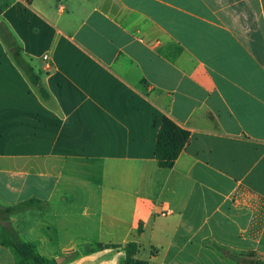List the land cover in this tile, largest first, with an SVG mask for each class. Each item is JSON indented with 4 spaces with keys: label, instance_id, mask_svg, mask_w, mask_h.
I'll list each match as a JSON object with an SVG mask.
<instances>
[{
    "label": "crops",
    "instance_id": "0c3cea01",
    "mask_svg": "<svg viewBox=\"0 0 264 264\" xmlns=\"http://www.w3.org/2000/svg\"><path fill=\"white\" fill-rule=\"evenodd\" d=\"M0 18L38 79L0 37V206L33 202L8 222L47 264H126L131 242L147 264L264 257V0H0ZM164 116L191 135L171 169Z\"/></svg>",
    "mask_w": 264,
    "mask_h": 264
},
{
    "label": "trees",
    "instance_id": "16d2710c",
    "mask_svg": "<svg viewBox=\"0 0 264 264\" xmlns=\"http://www.w3.org/2000/svg\"><path fill=\"white\" fill-rule=\"evenodd\" d=\"M0 37L9 49L16 65L21 68L31 78L34 83L38 82L34 68L25 60L22 48L18 43L9 26L0 18ZM190 132L181 127L173 119L164 116L161 120L157 134L155 155L161 168L171 169L175 162L190 141ZM32 201H28L15 206L2 208L0 206V225L1 222L10 221V217L25 209H30ZM1 227V244L13 248L16 255L20 258V264H47L34 249V247L23 241L13 228ZM99 247H104L102 244ZM218 253L234 264H263L264 257L256 252L235 253L220 246H213ZM126 264H147L137 258L140 245L131 242L126 248Z\"/></svg>",
    "mask_w": 264,
    "mask_h": 264
},
{
    "label": "water",
    "instance_id": "95a60500",
    "mask_svg": "<svg viewBox=\"0 0 264 264\" xmlns=\"http://www.w3.org/2000/svg\"><path fill=\"white\" fill-rule=\"evenodd\" d=\"M1 226H3V227H8V228H11V227H12L11 223L8 222V221H6V222H2V223H1ZM263 264H264V263H263Z\"/></svg>",
    "mask_w": 264,
    "mask_h": 264
},
{
    "label": "built area",
    "instance_id": "2783aa9c",
    "mask_svg": "<svg viewBox=\"0 0 264 264\" xmlns=\"http://www.w3.org/2000/svg\"><path fill=\"white\" fill-rule=\"evenodd\" d=\"M43 58H44L45 61H49V56L48 55H45Z\"/></svg>",
    "mask_w": 264,
    "mask_h": 264
},
{
    "label": "rangeland",
    "instance_id": "374dc122",
    "mask_svg": "<svg viewBox=\"0 0 264 264\" xmlns=\"http://www.w3.org/2000/svg\"><path fill=\"white\" fill-rule=\"evenodd\" d=\"M26 210V209H25ZM25 210H23V211H25ZM23 211H21V212H23ZM20 213V212H19ZM1 226V225H0ZM0 230H1V227H0ZM92 263H93V261H92Z\"/></svg>",
    "mask_w": 264,
    "mask_h": 264
}]
</instances>
